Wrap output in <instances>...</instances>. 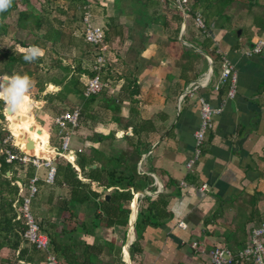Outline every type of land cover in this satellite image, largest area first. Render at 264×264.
I'll return each mask as SVG.
<instances>
[{"label": "crops", "instance_id": "obj_1", "mask_svg": "<svg viewBox=\"0 0 264 264\" xmlns=\"http://www.w3.org/2000/svg\"><path fill=\"white\" fill-rule=\"evenodd\" d=\"M253 5L259 3L248 8L244 5L239 12L234 6L231 9L232 5L228 7L231 10H227V14L231 19L222 27L209 26L208 38L186 32L183 27L176 37L180 41L179 47L176 42L169 41L164 49L165 45L156 47L155 42L146 40L136 43L132 51L127 42L123 43L122 49L118 48L119 53L128 50L125 54L132 61V67L122 64L121 77L130 74L138 86V93L133 97L135 102L123 99L119 107L122 117L135 113L138 118L135 135L138 156L133 162L126 161L124 152H120L123 164L113 166V169L121 174L132 171L144 178L139 189L128 187L131 199L125 225L103 227L105 236L101 245L104 246L106 241L107 253L113 252L118 257L108 264L121 261L124 247L128 256L125 264H209L208 253L213 246L224 244L230 249L241 248L248 240L251 227L264 217V46L257 54L244 53L257 39H264V7L260 13L253 15L250 12L253 16L248 17L247 10ZM185 20L184 16V23ZM190 53L197 55L191 64ZM115 55L116 51L108 53L116 65ZM224 59L236 74L235 95L231 99L225 97L227 84L220 79ZM190 82L199 87L185 95L177 105L179 93ZM199 96L214 107H220V112L213 115L212 127L189 171L185 162L192 156ZM111 123L107 125L110 127ZM123 132L130 136L128 126L119 135ZM99 133L104 138L91 139L88 146L100 153L97 156L95 152L93 168L106 167L114 139L109 136L111 133ZM50 148L53 154L60 151L55 145ZM77 150L81 151L79 147ZM69 153L74 159V150L69 148ZM42 172L38 170L39 175ZM201 184L205 185L203 189H199ZM114 188L127 189L123 182L106 188L101 197L105 193L109 197ZM144 197L161 199L167 216L159 219L160 223L155 226H144L136 237L134 220L129 214L133 205L135 219L138 206L146 205ZM80 218L83 215L78 212L76 219L82 220ZM178 221L184 222L185 228L179 227ZM118 227L123 228L121 237L116 233ZM100 228L102 226L81 233L78 238L88 244H99L94 237L100 233ZM129 238L136 243L137 249L132 252V243L127 244ZM193 242L195 245L191 246ZM97 258L98 262L103 259L100 255Z\"/></svg>", "mask_w": 264, "mask_h": 264}, {"label": "trees", "instance_id": "obj_2", "mask_svg": "<svg viewBox=\"0 0 264 264\" xmlns=\"http://www.w3.org/2000/svg\"><path fill=\"white\" fill-rule=\"evenodd\" d=\"M67 1L68 4L72 6V8L76 7V10L78 11V17H76V19L81 20L82 13L84 11L83 6L86 5V1ZM170 1L179 10L178 14L175 13L172 16L173 20L177 22L175 34L177 35V28L178 25L181 23L183 14L189 17L190 19H193L195 14L197 13L201 18L203 27L205 28V32H201V30L198 29L201 32V35L204 34V38H208L209 36L206 34V31L209 26H224V22L227 21V19L229 18V13L227 14L228 7H230L233 3H247L248 6H250L256 2V0H184L180 2L181 7L178 8L176 0H166L164 3L168 4V2ZM121 2H125L127 7L130 9L133 6V3L138 5L136 7L137 9L142 8L138 9L139 11L141 10V13L135 15L132 19V23L134 26H137L138 28L144 26L146 27L149 26L152 22L157 21L152 16L154 12L150 15H147V13H145V9H147V6L152 7L157 5L158 0H113V7L117 9L120 13H123L124 9L121 7ZM17 5H20L18 0H12L11 7H9L6 11L0 12V21L11 9H13ZM72 19L74 20L75 18L72 17ZM161 22L162 25L165 27L167 22ZM28 23H30V25H26ZM16 24L18 26L27 28L32 35L37 36L40 39V41L36 39L35 42L37 43L47 41L54 44L55 42L60 41L63 37V33L59 28L52 26V24L49 23V21L44 16L40 15L38 12H34L31 10L26 12L19 11L16 18ZM42 27H44V30L42 31V33H40ZM116 28L117 27L113 23H105L102 28L103 42L109 45L110 48L113 43L119 42L120 34L119 31L116 30ZM3 32L4 24L0 23V35ZM67 36L69 35H66V37ZM170 37H173V40L171 41L178 42L176 36L173 35ZM79 39L82 41L85 48L89 47L90 44L84 42L82 38ZM17 42L19 49L15 47L6 50L0 48V77H2L1 75L6 74H8L7 76L9 77L11 74L12 66L14 64L22 65L24 70L23 74L27 75H30L33 70H39L40 68H42L41 65L45 64L42 56H38L33 61H26L24 59L25 49L23 48H26L29 45L37 46L35 45V43L28 44V42L26 41L19 40H17ZM143 42L145 41L142 38L140 40V43ZM110 52H114V50L110 49ZM89 55L90 53H87L85 55V58ZM92 58L93 55H91L90 63H88L86 66H82L80 63V59L82 58L73 55V57L71 58L72 64L70 65L72 66V70L70 69L69 65L61 66L59 59H55L54 64H50V66L53 67L57 65L58 67H60V69L66 72L71 71V74L69 75L68 80L64 83V86L61 89L46 93L45 96H47L49 100L56 99L62 100V102L66 100V98L64 97V93L67 91L78 94L80 97L82 96V101L80 105L81 107H79L78 123L80 119L84 121V119H86L87 117L92 118L91 114L88 111V108L91 106L92 103L99 100L106 110H109L113 113H119L120 102L123 99H127L128 102L134 103L135 100L133 97L138 93V86L135 83L134 79L131 77L130 74H126L123 76L126 79V83L117 88L118 95L106 96L104 95V87H102V89H100L99 91L92 93L88 96H84V83H82L81 85L79 78L81 75L85 77H91L94 74V71L91 69ZM107 60L110 63L111 57L108 56ZM105 70L108 71L109 69L105 68ZM100 76L102 80L107 79V77L103 76V74H101ZM118 76L119 75L114 78L115 80H112L110 82L117 81V79L120 78ZM49 83L53 82L51 81ZM50 86H52V84H50ZM120 88L125 91V94L123 93V96L120 94ZM41 89L42 86L40 85L39 90ZM1 107L4 109L5 113L3 112V115L7 121L8 130L10 131L11 127L9 128L8 126V120H10V122L12 121L7 116V109L3 101H0V116H2ZM73 107L74 105L70 107L68 106L67 109H71ZM132 109L133 108H131V110L129 109V112L132 111ZM112 121L117 122L118 118L116 116H113ZM127 126L130 128V137L135 136L137 132L136 125H131V127L130 125ZM127 126L124 128L125 131L127 129ZM12 131L14 133L13 128ZM6 134V130L0 127V249L6 247L17 253L14 256V260H11V258L9 257L0 258V264H16L15 261L18 260H24L28 262V264H31L32 259L28 256L29 249L23 244L25 243V241L21 237V234L25 228V224L21 219H14L16 213L14 208L12 207V203L15 200L17 203L21 202L22 195L24 194L25 190H19L18 186L14 183V181L16 182L20 179H26L27 181V178H29L33 174L34 168L29 164H22L19 160V157L23 154V152L30 155L35 154L38 157H43L41 155H37L36 153L39 154V150H42L45 146L48 145V143L46 142L47 133L41 128H38L36 133L38 136V140L34 141V144L31 146L26 145L20 139L14 137L13 135L7 137ZM121 136L128 140V142L132 145L133 150V157L131 158L126 157V154L124 152V156L126 157L125 160L128 161L132 158L136 159L138 156L135 150L136 141H131L130 137H125L124 132ZM103 138V135H97L94 140L99 141ZM13 139L15 140L17 145L14 144ZM27 140L30 141L32 139L28 138ZM29 148H33L34 152ZM79 151L80 150H78V152ZM7 152L15 153L17 155V158L6 161L5 159ZM78 152L75 153L74 163L75 166L78 168L79 174L81 175L80 178L86 179L88 183L80 181V178L77 177V171L70 165L69 162H67L63 157L59 155H56L54 157L55 176L52 183L59 187H66V196L61 202L59 210L66 211L68 213V220H70V218L76 219L77 213L81 211L82 215L84 216V219L77 221L74 225L70 227H61L58 231L51 232L44 230L40 224L39 227L41 231L46 233L49 241V246L52 247L53 251L59 256V258L62 259L65 264H98L99 262L97 257L101 251V246L95 243L88 244L83 241H78L77 243L74 241V237L76 235L78 237L80 233L92 232L93 229L100 226L108 227L114 224L125 225L129 213L128 203L131 199V193L128 187H131L133 190L139 189L143 181L142 178L144 177L140 178L134 175L132 171L126 174H121V172L114 171L113 166L120 165L123 162L121 161L122 156H120V154L123 153V151L121 150L114 154L111 153L107 156L106 162L108 164L106 163V167L104 168L97 166H95L94 168L91 167V164L93 163V160L95 158V152L92 153L90 156H86ZM90 152L93 151L91 150ZM49 153L50 152L48 151V153L46 152L45 154ZM98 155L100 156V154L97 153V156ZM56 157H59L64 161L61 162L57 160ZM111 159L115 161V165L112 164ZM86 166L87 170L84 169ZM17 170L23 171L22 178L16 177L15 173L17 172ZM41 170L43 171V169ZM5 172H8L9 175L6 176ZM123 182L125 183V187H127V189L114 188L109 193V197L107 200L100 198L101 190L104 191L108 187L115 185L117 186ZM37 184L39 185L40 183L37 182ZM85 184L88 185V189L86 191H82L81 188ZM33 198L32 201H34ZM151 198L144 197L143 200L147 201L146 205H139L137 208L133 226L136 237L139 236L144 226H155L157 225V223H160L159 219L165 218L167 216V213L163 207L164 202L158 197ZM87 209L88 211H86ZM54 226L55 225H53V227ZM103 245L106 246L108 245V243L104 241ZM30 246L32 247L31 249L35 250L36 252H39L38 250L34 249L32 245ZM136 249V243L133 242L130 246V251L132 252Z\"/></svg>", "mask_w": 264, "mask_h": 264}, {"label": "rangeland", "instance_id": "obj_3", "mask_svg": "<svg viewBox=\"0 0 264 264\" xmlns=\"http://www.w3.org/2000/svg\"><path fill=\"white\" fill-rule=\"evenodd\" d=\"M112 1L113 0H92L91 6H90V9L92 12L91 14L92 21L94 24H97L101 28H103L105 23H113L117 27L116 30L119 31V34H120L119 42L113 43L111 48L109 47V50L111 49V50L116 51V63L117 62L118 63L115 65V61L111 60L109 63L111 65L108 68L109 70L107 71L104 69L105 71H103V76L107 77V79L105 80L107 85L104 87V95L106 96L107 95H118L116 85H118L119 83L122 85L125 84L126 81H124V79L122 80L123 77H121L123 75L122 64L123 65L127 64V65H130V67H132V63H131L132 61H130L127 58V55L125 54V52L129 53V51L120 50V53H119L118 48L121 47L122 49L124 42L129 43V48H131V51L133 50L132 48L136 46L135 45L136 43L139 42V44H141L140 40L142 38L144 41L147 40V42H151V41L155 42L156 47L158 46L162 47L163 45H165L164 47L165 49L167 47V43L173 40V37H170V36H173V35L176 37L179 36V32L181 30L180 28L181 23H180L177 28L178 30L177 35L175 34L177 22L173 20L172 16L175 13L178 14L179 10L176 8V6L171 1L168 2V4H165L164 2L166 0H158L157 5L152 6V7L147 6V9H145V13H147V15H150L151 13L154 12L152 16L157 21L152 22L149 26H146V27L144 26L140 28L133 25L132 19L135 15L141 13L140 12L141 10L139 11L138 9H142V8L137 9L136 7L138 5L133 3V6L131 5L132 7L130 9L127 7L125 2H121V7L124 9V12L120 13L117 9L113 7ZM261 1L262 0H256L257 4L259 3V5H253L254 7L252 6V8L247 10L248 17H252L255 13L261 12V8L264 7L262 6L264 2L262 3ZM18 2L20 3V5H17L13 9H11L5 15V17L1 19L0 21L1 24H4V32L0 35V48L6 50V49H12L15 47L19 49L17 40L26 41L28 42V44L35 43V45H37L43 52V55L41 56L43 57V61L45 64H42L41 65L42 68H40L39 70L32 69L33 71L31 72L30 75H28L34 81V86L29 90L27 94V99H28V102L31 103V107L22 112L21 111H18L16 113L9 112L8 116H9V119H11L12 121L11 123H12V128L14 129V133H17L19 136L26 134L28 138L32 139L28 141L27 143H25L26 145L28 146L33 145L34 141L38 140V136L36 134L38 128H41V129L43 128L44 131L47 133L46 141L48 142L49 147L51 145H55L59 149V145H57L58 139H57V136L55 135L56 129L54 125L52 124L53 118L59 112L67 109L68 106L70 107L74 105L78 108L81 107L80 105L82 101V96L80 97L78 94H75L73 92H69V93L65 92L64 93V97L66 98L65 101L62 102V100H56V99L49 100L47 96H45V94L52 92L54 90L57 91L58 89H61L64 86V83L68 80L69 75L71 74V71L66 72L60 69V67H58L57 65L53 67V66H50V64H54L55 59H59L61 66L69 65L70 69L72 70V66L70 65L72 64L71 58L74 55L76 57H81L82 58L80 59L81 65L86 66L88 63H90L91 55L95 53V50L90 46L85 48L82 41L79 39L82 36L83 24L81 23V20L76 19V17H78V11L76 10V7L72 8V6L68 4L67 0H18ZM242 4L244 3H233L231 9L234 6V10L236 12H239L238 10L241 9L242 7H245L244 5H246L248 8L247 3L244 5ZM177 5H178L177 6L178 8L181 7L180 3L179 4L177 3ZM231 9H229L228 11H230ZM29 10L38 12L40 15L44 16L49 21V23L52 24V26L59 28L61 32L63 33L62 34L63 37L61 38L62 42L60 40V41L55 42L54 44L47 42V41L42 42V43L41 42L37 43L35 42L36 39L40 41V39L37 36L32 35L28 31L27 28L18 26L16 24V18H17L18 12L19 11L26 12ZM72 17H74L75 19L73 20ZM185 17H186V20L183 26L184 30L192 34L195 32L196 35L198 34V36L201 35V32L198 30L195 21H193V19H190L186 15ZM229 19L231 18H228L227 21H229ZM161 21L167 22L165 27L162 25ZM225 23L226 22H224V25ZM26 25H30V23ZM43 30H44V27L41 28L40 33H42ZM197 30H198V33H197ZM66 35H69V36L66 37ZM201 36H204V34H202ZM179 43L180 41L176 42L178 47L180 45ZM30 46H34V45H29L23 49H27ZM166 51L167 50H164V52ZM188 51L191 52L190 50ZM109 52H107V57H108ZM87 53H90V55L85 58V55ZM129 56L130 58L132 57V55H129ZM195 56L197 55H195L194 53L188 54V57H190V59L188 58L190 64L192 62V59ZM198 57H200L203 60L202 56H198ZM23 72L24 70H23L22 65L14 64L12 66L11 74L9 77H11L13 74L23 75ZM7 75L8 74L1 75L2 77L0 78L7 79L8 78ZM117 75H119L118 77H121V79L118 78L117 81L110 82L112 80H115L114 78ZM85 79H86L85 76L83 75L80 76L81 85L82 83L85 82ZM120 80H122V82H120ZM51 81L53 83H49ZM50 84H52V86H50ZM112 84H116V85H112ZM40 85L42 86L41 90H39ZM123 93L125 94V91L121 89L120 94L122 96H123ZM88 111L91 114L92 118L87 117L86 119H84V121L80 119L79 123L77 122L76 128L72 130L73 132L70 131L69 133L68 147L70 149H73L75 153L78 152L76 151V148L79 147L81 151H79L78 153L84 154L86 156H90L92 153L96 152L95 150H92L93 152L89 151L91 150L88 148V146L91 143V139L92 140L95 139L96 136L100 134L99 132L101 133L108 132V133H111L109 134V136L111 138H114L111 142L108 155H110L111 153L114 154L121 150L125 152L126 157H129V158L133 157L132 145L128 142L126 138H123L119 134L121 133V131H124L123 129L127 125H134V124L136 125V121L138 118L135 115V113L132 115L122 117L119 113H113V112H110L109 110H106L99 100L92 103L91 106L88 108ZM3 112H4V109L1 107L2 116H0V127L6 130L7 132L6 136L8 137L13 134L11 130L10 131L8 130L7 121L3 115ZM113 116H116L118 118V121L115 122L116 124L113 123L112 121ZM110 122L112 123H111V126L109 127L107 124ZM8 126L10 128L9 122H8ZM125 137H130V136L125 134ZM14 139H13V142L15 145H17ZM88 139L90 142H88ZM130 140L135 141V136L133 137L131 136ZM44 148H46V146ZM44 148L43 150H40V151H44ZM23 149H28V148H23ZM96 153H99V152H96ZM36 154L41 155L38 153ZM68 155H69L68 153L64 154L63 158L68 157ZM41 156L45 158L44 155H41ZM70 156L69 158H71ZM56 159L61 162L64 161L63 159L59 157H56ZM74 159L73 161L71 160L73 162L71 163L73 167L75 166ZM131 160L133 162L135 159L132 158ZM111 162L112 164H114L115 161L111 159ZM76 169L75 170L77 171V177L80 178L81 175L78 172V168L76 167ZM84 169L87 170V166ZM22 170H17V172L15 173L16 177H21V178L23 177ZM5 175L8 176L9 173L5 172ZM80 181H83L84 183H88V181L83 178H80ZM37 182L40 184L39 185L37 184L38 191L33 198L34 204L30 206V210L35 220L38 222V224L42 226L44 230L51 231V232L58 231L61 227H64V226L70 227L74 225L77 221H79V219L77 220L75 218L74 219L70 218V220H68L67 218L68 213L66 211L59 210V206L61 205V202L64 200L66 196L65 195L66 187H63V186L59 187V186L54 185L53 183H44L41 180H38ZM14 183L17 186H19L18 188L20 189L26 188V179H23V180L20 179L16 182L14 181ZM81 189L82 191H86L88 189V185L85 184ZM102 192L103 190L100 191V198L103 197V196L101 197ZM86 211H88V209ZM80 217H81V214H80ZM80 219H84V218H80ZM53 225L55 226L53 227ZM124 227L125 226H123V228ZM123 228L122 227L117 228L116 233L120 237H121V231ZM98 230H100V233H97L94 239L98 240L99 241L98 245L102 247V253L99 255L103 258L99 260L100 262L98 264H108L115 259V256L116 258L118 257H117V254L113 252L107 253L106 248L101 245L102 244L101 241L103 239L102 237L105 236V231L103 227ZM80 237H81V233H80ZM74 241L78 243V241H81V238H78L76 235L74 237ZM23 244L29 249L28 256L31 257L32 259L31 264H37L40 260L44 258V255L46 254L44 251L36 252L35 250L31 249L32 247L26 242ZM49 250L53 251L51 246H49ZM16 253L17 252H14L6 247H3L0 249V258L9 257L11 258V260H14V256L16 255ZM15 262L16 264H24V263L28 264V262L24 260H18Z\"/></svg>", "mask_w": 264, "mask_h": 264}, {"label": "built area", "instance_id": "obj_4", "mask_svg": "<svg viewBox=\"0 0 264 264\" xmlns=\"http://www.w3.org/2000/svg\"><path fill=\"white\" fill-rule=\"evenodd\" d=\"M84 11L81 17L82 40L90 44L89 46L95 50L93 53L91 69L94 74L91 77H86L84 82L83 94L88 96L95 93L105 87L106 81L101 79L103 70L108 68L109 62L107 60V52H109V45L103 42V30L102 28L94 24L92 21V12L90 9L92 0H85ZM179 4L184 0H176ZM193 21L201 32H205L203 23L200 16L196 13ZM99 46V47H96ZM264 46V39H257L251 46L245 51V55H253L259 53ZM108 65V66H107ZM221 82H226L227 88L225 91L226 98H233L236 89V74L232 65L224 59V67L220 75ZM197 83H188L181 93L177 97V105L183 99L185 95H189L191 91L197 89ZM198 107V122L195 130L193 131V145L192 156L186 160L185 168L189 171L192 170V166L198 159L201 152V145L205 139L206 133L212 127L213 115L220 112V107H214L203 97H197ZM79 108L74 107L71 109H65L59 112L53 118V125L56 129L55 135L58 138L59 152H56L50 158L38 157L35 154L23 153L19 160L22 164H29L34 168L33 174L27 178L25 192L22 195L21 202L17 204L16 200L12 203V207L15 210V218L21 219L25 224V228L21 234L22 239L29 245H32L34 249L38 251H44L46 254L44 258L38 262V264H63L61 258L49 250V241L46 233L41 231L38 222L32 215L30 210L32 198L37 192V181L41 180L44 183H52L55 176L54 157L56 155L64 156L68 153V157H64L67 162L73 167L72 159L69 158L70 153L68 149L69 133L72 131L78 122ZM78 151V150H77ZM71 157V156H70ZM75 157V156H74ZM17 158L15 153L6 154V161ZM43 169L42 175H38L39 169ZM74 168V167H73ZM19 187V186H18ZM204 184H201L199 189H203ZM19 190H21L19 188ZM18 206V207H17ZM177 225L181 228H185V223L178 221ZM132 243L129 240L127 244ZM195 243H191L194 246ZM209 264H264V217L261 218L254 226L251 227L248 235V240L239 249H230L224 244H217L213 246L208 253ZM128 256L121 255V261L118 264H125Z\"/></svg>", "mask_w": 264, "mask_h": 264}, {"label": "clouds", "instance_id": "obj_5", "mask_svg": "<svg viewBox=\"0 0 264 264\" xmlns=\"http://www.w3.org/2000/svg\"><path fill=\"white\" fill-rule=\"evenodd\" d=\"M12 0H0V12L11 7ZM24 59L33 61L43 55L37 46H30L24 50ZM6 82V83H5ZM34 86V81L27 74H13L7 79L0 78V101H3L9 112L16 113L31 107L27 94Z\"/></svg>", "mask_w": 264, "mask_h": 264}, {"label": "bare ground", "instance_id": "obj_6", "mask_svg": "<svg viewBox=\"0 0 264 264\" xmlns=\"http://www.w3.org/2000/svg\"><path fill=\"white\" fill-rule=\"evenodd\" d=\"M22 111H24V110H22ZM21 111V112H22ZM8 113H9V111L7 110V116H8ZM8 118H9V116H8ZM9 123H10V127H11V132H12V134L15 136V137H17L18 139H20L23 143H27L28 142V136L26 135V134H23L22 136H19L17 133H13V131H12V123L10 122V120H9ZM32 151H34L33 150V148H30ZM43 150V149H42ZM44 150L45 151H40L39 150V154H41V155H44L45 156V158H50V157H52V155H53V153H52V149L47 145L46 146V148H44ZM47 150V151H46ZM48 151L50 152V153H52V154H50V155H47L46 156V152L48 153ZM131 204H132V202H131ZM132 210H131V212H130V214H129V217H130V219H133V217H134V208H133V205H132ZM130 235V234H129ZM130 237V236H129ZM130 239V238H129ZM125 247H124V254L126 253V251H125Z\"/></svg>", "mask_w": 264, "mask_h": 264}, {"label": "water", "instance_id": "obj_7", "mask_svg": "<svg viewBox=\"0 0 264 264\" xmlns=\"http://www.w3.org/2000/svg\"><path fill=\"white\" fill-rule=\"evenodd\" d=\"M184 14H183V17H182V22H181V30H180V33H181V31H182V28H183V26H184ZM6 83V82H5ZM102 199H104V200H107L108 199V194L107 193H105L104 195H103V197H102ZM134 213H135V211H134ZM133 220H134V218H133ZM132 225V222L130 223V226Z\"/></svg>", "mask_w": 264, "mask_h": 264}]
</instances>
